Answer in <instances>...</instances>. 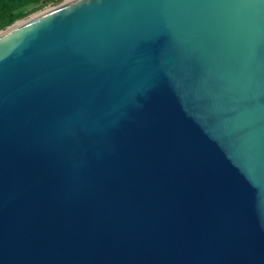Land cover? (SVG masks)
Returning a JSON list of instances; mask_svg holds the SVG:
<instances>
[{"label":"water","instance_id":"obj_1","mask_svg":"<svg viewBox=\"0 0 264 264\" xmlns=\"http://www.w3.org/2000/svg\"><path fill=\"white\" fill-rule=\"evenodd\" d=\"M0 264H264V0L0 30Z\"/></svg>","mask_w":264,"mask_h":264},{"label":"trees","instance_id":"obj_2","mask_svg":"<svg viewBox=\"0 0 264 264\" xmlns=\"http://www.w3.org/2000/svg\"><path fill=\"white\" fill-rule=\"evenodd\" d=\"M50 1L59 0H0V30L17 20L26 18Z\"/></svg>","mask_w":264,"mask_h":264},{"label":"rangeland","instance_id":"obj_3","mask_svg":"<svg viewBox=\"0 0 264 264\" xmlns=\"http://www.w3.org/2000/svg\"><path fill=\"white\" fill-rule=\"evenodd\" d=\"M71 0H59V1H50L49 3H47L45 6H43L42 8L32 12L29 16H27L26 18H23V20H27L29 18L35 17L43 12H46L48 10L54 9L64 3H67Z\"/></svg>","mask_w":264,"mask_h":264}]
</instances>
